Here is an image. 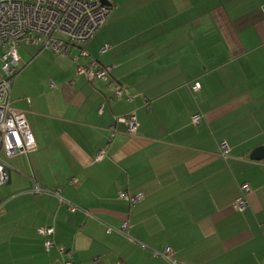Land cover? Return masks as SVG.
I'll list each match as a JSON object with an SVG mask.
<instances>
[{"label": "crops", "instance_id": "crops-1", "mask_svg": "<svg viewBox=\"0 0 264 264\" xmlns=\"http://www.w3.org/2000/svg\"><path fill=\"white\" fill-rule=\"evenodd\" d=\"M85 49L113 67L109 81L77 73L88 61L72 58L77 46L39 50L13 80L38 149L6 156L0 264H64L66 252L78 264H169L155 254L167 246L188 264H264V159L250 158L264 146V0H113ZM130 113L136 134L116 122ZM125 221L126 234L108 231Z\"/></svg>", "mask_w": 264, "mask_h": 264}, {"label": "built area", "instance_id": "built-area-1", "mask_svg": "<svg viewBox=\"0 0 264 264\" xmlns=\"http://www.w3.org/2000/svg\"><path fill=\"white\" fill-rule=\"evenodd\" d=\"M104 4L101 0H0V185L10 179V171L4 153L12 158L18 155H28L38 149V144L28 122L25 111L15 108L11 103L13 80L19 72L21 55L19 47L22 43L35 45L41 49L51 50L63 56H70L74 47L80 51L72 58L78 62L81 57H88L86 63H79L77 73L84 75L90 82L109 81L112 66L101 64L96 58L90 56L85 46L96 36L113 11V0ZM109 49L105 46L102 52ZM111 83V82H110ZM55 83H51L54 86ZM199 82L191 85L193 91L200 90ZM123 89L117 87L113 97H122ZM30 103V99H27ZM105 105L102 104L99 111L102 113ZM201 115L196 114L192 121L198 124ZM116 122L124 123L130 134H136L138 119L134 113L116 117ZM110 140L115 137L117 130L113 124L110 129ZM221 151L226 154L229 146L226 142L220 145ZM107 156V149L102 148L95 155L96 162L102 161ZM74 180V179H73ZM71 180V182H73ZM244 193L250 191L248 184H243ZM43 189L35 184L28 192H39ZM61 202L65 199L58 189L52 190ZM119 197L134 204L144 198L142 193L131 194L128 191H120ZM70 204V210L75 211L76 205ZM247 205L245 197L236 200L235 208L244 210ZM129 222L125 221L119 228L108 227V231L117 230L126 234ZM39 233L51 236L53 227L39 229ZM54 242L47 239L44 246L49 250ZM65 253L64 250H62ZM167 259L169 264H188L179 261L173 256L171 247H165L163 251L155 252ZM67 259L64 264H78L73 260V254L66 252Z\"/></svg>", "mask_w": 264, "mask_h": 264}, {"label": "rangeland", "instance_id": "rangeland-1", "mask_svg": "<svg viewBox=\"0 0 264 264\" xmlns=\"http://www.w3.org/2000/svg\"><path fill=\"white\" fill-rule=\"evenodd\" d=\"M39 50H42V52H40V54L41 53H43V55L45 54V55H48V50L47 49H41V47H38V46H33V45H27V44H25V43H22L21 45H20V47H19V52H20V54L24 57V58H26V57H28L29 56V58H28V60H29V65H27L25 68H24V63L22 62L21 63V65H20V68H19V71H25V70H28V71H32V66L29 68V66H30V64L33 62V57H35V55L39 52ZM43 51H45V52H43ZM41 59V58H40ZM37 64L39 65V62H37ZM29 68V69H28ZM40 69H43L42 67H41V64H40ZM14 89H16V86L14 87ZM16 90H14L13 91V98H15V96H16ZM12 103V102H11ZM1 156L5 159V160H7L8 158L6 157V155L4 154V153H2L1 154Z\"/></svg>", "mask_w": 264, "mask_h": 264}, {"label": "water", "instance_id": "water-1", "mask_svg": "<svg viewBox=\"0 0 264 264\" xmlns=\"http://www.w3.org/2000/svg\"><path fill=\"white\" fill-rule=\"evenodd\" d=\"M104 4H109L110 2L108 0H101ZM250 158L253 160H262L264 159V146H261L257 149H255L251 154Z\"/></svg>", "mask_w": 264, "mask_h": 264}]
</instances>
